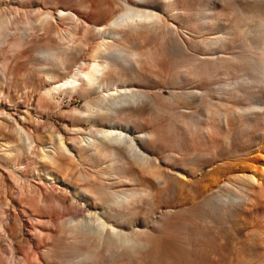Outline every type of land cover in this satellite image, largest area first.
Segmentation results:
<instances>
[{"label":"rangeland","instance_id":"374dc122","mask_svg":"<svg viewBox=\"0 0 264 264\" xmlns=\"http://www.w3.org/2000/svg\"><path fill=\"white\" fill-rule=\"evenodd\" d=\"M0 264H264V0H0Z\"/></svg>","mask_w":264,"mask_h":264},{"label":"bare ground","instance_id":"6f19581e","mask_svg":"<svg viewBox=\"0 0 264 264\" xmlns=\"http://www.w3.org/2000/svg\"><path fill=\"white\" fill-rule=\"evenodd\" d=\"M130 14L131 15H130V17L128 19L131 20L132 22H137V20L142 21V20H146V19H151V14H149V13L141 14V13H133V12H131ZM123 23H125V22H123ZM131 24H133V23H131ZM96 68L98 69L99 66H97ZM81 75H86V74H84V70L83 69H78L76 71V74H74V76L71 78V80L67 81L66 84L73 86V85H76L78 83L77 85L79 86V88L83 87L82 86L83 83L81 84V79H79V77ZM90 81H91V79H90ZM84 86H87V84H85ZM90 87L88 88V86H87V89L84 88L83 90H81V93H82L83 97L85 99H87L84 108H85L86 111H90V113H94L93 109H95V112L105 110V112H107V113H113L115 110L111 109V107H112L113 103L118 98L121 97L122 100L125 101L126 99H128L130 97L127 94H125L127 89H118L119 91L114 92V94H112V95L107 94L108 93L107 92L106 94L110 95L109 99H108V97L106 95L102 96L100 99H98V101L96 103V107L94 108L93 105H95V104H93L91 101H89V96H90L89 94H91V91H92V89H90ZM130 91H132V90H130ZM94 92H95V90H94ZM122 92H124L123 95L121 94ZM103 94H105V93H103ZM91 133L94 135L95 139L100 137L103 140V138L104 139H109L110 137H112V139H113L112 141H114L116 143L121 142V140L123 139V135H124L123 132H121V131H117V130H108V131L104 130L103 131V130H99V129H96V128L91 129ZM73 141L77 142L76 139H74ZM61 145H62L61 149L63 151H65V152H68L67 147L64 144H61ZM45 157L49 158V154H47ZM28 231H29V229H27L26 226H24V228H22V233L23 234H27Z\"/></svg>","mask_w":264,"mask_h":264}]
</instances>
